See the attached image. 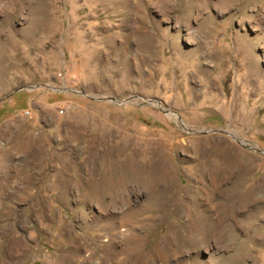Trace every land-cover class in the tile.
I'll list each match as a JSON object with an SVG mask.
<instances>
[{
	"label": "rangeland",
	"instance_id": "374dc122",
	"mask_svg": "<svg viewBox=\"0 0 264 264\" xmlns=\"http://www.w3.org/2000/svg\"><path fill=\"white\" fill-rule=\"evenodd\" d=\"M260 150L264 0H0V264H264Z\"/></svg>",
	"mask_w": 264,
	"mask_h": 264
},
{
	"label": "water",
	"instance_id": "95a60500",
	"mask_svg": "<svg viewBox=\"0 0 264 264\" xmlns=\"http://www.w3.org/2000/svg\"><path fill=\"white\" fill-rule=\"evenodd\" d=\"M28 88H33L31 86H25V87H22V88H19L17 90L14 91V93H17V92H20L22 90H27ZM89 98H91L92 100H100V101H110V102H115V103H119L121 105L123 104H126L128 102H130V99H125V100H116L115 98H101V97H91L89 96ZM147 101L149 103H158L159 105H161L160 101H158L157 99H147ZM171 110L168 109L167 112H170ZM178 121L183 125V127L185 129H187L190 133L192 134H228L230 132H228L227 130L225 129H200V130H191V129H188L184 124L183 122L181 121V119L179 117H177ZM263 156H264V151L263 150H260L259 151Z\"/></svg>",
	"mask_w": 264,
	"mask_h": 264
},
{
	"label": "bare ground",
	"instance_id": "6f19581e",
	"mask_svg": "<svg viewBox=\"0 0 264 264\" xmlns=\"http://www.w3.org/2000/svg\"><path fill=\"white\" fill-rule=\"evenodd\" d=\"M22 9V8H21ZM35 12V11H34ZM37 13V12H36ZM187 13V12H186ZM35 15V14H34ZM35 23V22H34ZM201 217V216H200ZM211 217V216H210ZM209 216H202L201 218H200V220H204V218H207L208 220L207 221H209V218H210ZM215 220V219H214ZM199 221V220H198ZM200 223V222H199ZM208 223V222H207ZM214 223V222H213ZM210 224H211V222H210ZM210 224H203V223H200L199 224V229L202 231V234H209L210 233V231H213V226H212V224L210 225ZM198 226V225H197ZM200 231V232H201Z\"/></svg>",
	"mask_w": 264,
	"mask_h": 264
}]
</instances>
